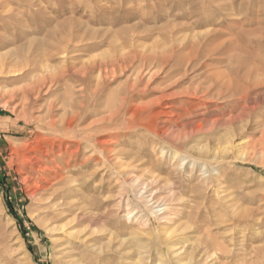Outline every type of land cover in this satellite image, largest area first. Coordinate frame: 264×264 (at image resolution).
Wrapping results in <instances>:
<instances>
[{"label": "rangeland", "instance_id": "rangeland-1", "mask_svg": "<svg viewBox=\"0 0 264 264\" xmlns=\"http://www.w3.org/2000/svg\"><path fill=\"white\" fill-rule=\"evenodd\" d=\"M68 248L264 264V0H0V264Z\"/></svg>", "mask_w": 264, "mask_h": 264}, {"label": "bare ground", "instance_id": "bare-ground-1", "mask_svg": "<svg viewBox=\"0 0 264 264\" xmlns=\"http://www.w3.org/2000/svg\"><path fill=\"white\" fill-rule=\"evenodd\" d=\"M66 51H67L66 49H63L61 54H65ZM146 57H143L144 58V66L145 67H148L150 65H154V66H156V68H160V69L163 70L167 65H169V61L173 58V54H167V53L158 54L157 53V54H155L153 56H148L147 58ZM197 58H199V53L198 52L194 53L193 56L189 59L188 66L190 64L195 63V61H197ZM45 65H46L45 68H47L48 65L46 63H45ZM214 76L215 77L223 76V74L214 73ZM223 86H226V83L224 81H223ZM229 88H233V90H234V86L233 85H231ZM239 91H242L244 93V95L241 98H245V100H248V97H251L250 89H245L244 91L243 90H239ZM191 96L192 97L190 99L203 101V103L204 102L205 103L209 102V99L207 97V93L206 94H201V95L193 93ZM245 100L239 99L237 102L240 104L241 102H246ZM244 112H248L249 116H252V112L253 111L251 109V110H245ZM49 123H50L51 127H55V125H56V122L54 121V119H50ZM196 125H197V127H196L197 129H201L202 128L201 127L202 123L196 124ZM55 161H53V162H55ZM26 162L30 165L31 172H33V173L37 174L38 176H40V175H42V172L46 170L47 166H49V163L51 161H50L49 154L47 155V154H43L42 153V154H31V157L26 158ZM27 163H25V164H27ZM52 165H53V163H52ZM29 179H31V178H29ZM29 179H25V182L29 181ZM68 249H69L68 256H67V258L65 257L66 261L69 260V262H71V264H80L81 263V262H79L80 260L76 261L74 259V256L76 255L75 249H70V248H68Z\"/></svg>", "mask_w": 264, "mask_h": 264}]
</instances>
